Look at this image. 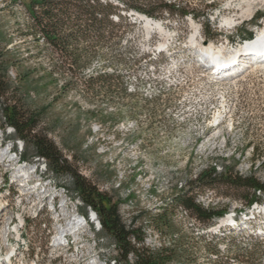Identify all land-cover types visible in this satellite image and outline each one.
Segmentation results:
<instances>
[{"label": "rangeland", "instance_id": "obj_1", "mask_svg": "<svg viewBox=\"0 0 264 264\" xmlns=\"http://www.w3.org/2000/svg\"><path fill=\"white\" fill-rule=\"evenodd\" d=\"M165 1L193 10L182 24L176 16L154 19L166 40L120 11L126 24L111 17L120 27L106 28L108 42L96 48L103 57L70 78L55 55L21 35L27 24L22 4L0 0V50L6 51L0 75L7 87L0 100V160L7 157L4 148L13 146L20 157L19 163L0 161V240L6 233L12 237L4 247L19 257L12 264L132 263V254L126 262L119 257L115 239L81 201L76 176L110 199L125 231L139 229L143 242L137 247L171 250L169 264H264V196L257 193L260 201L245 208L224 198L222 193H232L224 187L188 189L207 169L264 182V68L243 67L250 64L243 57L220 71L243 68L225 81L197 61L200 49L189 42L196 32L223 55L239 50L264 30V6H255L248 20L225 25L224 18L235 19L245 9L241 0ZM100 71L111 76L109 92L89 81ZM29 72L19 80L18 73L23 78ZM12 105L37 117L34 132L53 143L70 172L53 174L33 145L5 124V109ZM181 193L194 195L204 208H227L219 231L213 227L220 218L203 225L173 206ZM163 210L166 226L155 221ZM229 215L236 221L233 229L227 227ZM75 218L78 232L67 246L56 247L67 220Z\"/></svg>", "mask_w": 264, "mask_h": 264}, {"label": "trees", "instance_id": "obj_2", "mask_svg": "<svg viewBox=\"0 0 264 264\" xmlns=\"http://www.w3.org/2000/svg\"><path fill=\"white\" fill-rule=\"evenodd\" d=\"M110 0H10V3L22 4L27 15L25 33L21 35L28 37L37 47L46 48L55 55L54 61L61 62L62 68L71 73L73 78L83 74L91 61L102 58L96 51L97 47L104 46L108 41L104 36L106 28L120 27L114 25L111 20L116 16L123 24L124 17L120 11L134 12L150 19H161L164 16H176L184 23V17L193 10H189L186 3H171L165 0H113L118 2L122 8L112 5ZM215 6L214 5H209ZM198 19L196 15H191ZM204 28L208 29L204 24ZM4 53L0 50V70L6 64L3 62ZM17 66V65H13ZM17 70V67L15 68ZM17 73V72H16ZM30 72L24 74L19 80H25ZM50 77L55 73L51 72ZM91 84L98 83L99 89L109 92L111 76L105 72L96 73L95 77L89 78ZM90 84V85H91ZM7 93L5 80L0 75V100ZM5 124L10 126L16 136L23 142H30L38 157L43 159L53 174L65 175L69 171L65 165L67 162L62 158L53 143L44 137H39L34 132L36 120L32 113L21 112L15 105L6 107ZM224 187L232 193H222L224 198L238 200L245 208L260 201L257 193L264 196V182H259L254 177H243L238 174H217L213 169H207L198 173L193 180L188 182V189L194 192L195 188H219ZM75 188L81 201L90 207L98 216L101 228L110 234L117 243L119 257L128 261V255H133L131 264H169L173 262L174 253L168 248H162L156 253L148 249L137 247L143 242V235L138 230L125 231L118 220L116 206L112 205L105 194L97 191L84 179L75 177ZM187 211L191 217L203 225H209L213 219L221 218L226 214L227 208H204L195 202L194 195L181 193L176 195L171 203ZM156 224L167 225L165 210L155 216ZM157 226V225H156ZM136 242V243H135Z\"/></svg>", "mask_w": 264, "mask_h": 264}, {"label": "bare ground", "instance_id": "obj_3", "mask_svg": "<svg viewBox=\"0 0 264 264\" xmlns=\"http://www.w3.org/2000/svg\"><path fill=\"white\" fill-rule=\"evenodd\" d=\"M241 3L244 4L243 6H246L245 9L241 10L239 14L235 15L236 16L235 19L229 18V17L224 18L223 22L225 25H231V24L235 23L236 20H248L251 16L252 10L255 6H257V5L264 6V0H241ZM133 14H135L137 16V20L140 19V21L143 22L144 27L146 28L147 32L153 31V30L157 31L166 40L167 34L163 33V31L161 30L162 27L160 25V22L155 21L154 19L147 18L143 15L134 13V12H133ZM197 35L198 34H196V32L192 33L190 36L189 42H190L191 46H194V47H197L198 49H200L201 55H198V57L200 59L199 61L202 64H205V66L207 67L209 72H211L213 74L220 73L219 67L221 66V64H225L226 62H230L236 58H237L236 59L237 61H240L241 57H245L246 59H249V60L253 59V63L249 62L250 64H244L243 65V67H245V68H249L252 70H253V68H256V67L264 68V30L260 31L255 36V39L250 40L248 43L241 46L239 50L237 48V49H235L236 51H231L225 55H223L222 52L218 51L212 45H210V44L206 45V43L204 44L201 41H199V38ZM164 46H165V41L163 43H159V45H158L159 51H161ZM238 52H240V53H238ZM230 53H234V54H231L232 56H228ZM246 54H249L248 55L249 57L248 56L246 57ZM252 55H253V57H250ZM202 57H204V58H202ZM222 57H228L229 60H228V58H226V60L221 59ZM239 64H240V62H239ZM232 65H236V64H230L229 66L225 65L224 67H226V68H223V69H229L232 67ZM217 69H219V70H217ZM239 70L238 69L236 71L227 70L224 72V74H222L223 76H221V77L223 79H225V81L233 80L232 78L236 77L237 75L239 76V74H238ZM2 157L4 160L7 158L5 155H3ZM2 162H5V161H2ZM25 175L27 176L28 173H25ZM21 177H22V175H21ZM221 218H225V216L221 217ZM221 218L218 220V222L220 221L219 224L217 223L218 225H216L217 229L220 228V227H218L219 225L224 224V221ZM226 219H228L227 222H231L228 217ZM80 221H82L83 224H85V220L83 217H80ZM80 221H78L76 218L71 219V220L68 219L65 227L63 226L64 227V230L62 231L63 233L59 234V237L56 238L54 245L56 247L60 246V245L67 246L71 242V235L76 234V232H78V224H79L78 222H80ZM229 224H231V223H229ZM216 228L213 227V230L216 231L217 230ZM16 232L18 233L17 230H16ZM11 242H12V237L10 235H8V233H6L5 236H3L1 238V240H0V264H2V263L6 264V263H8V260H17L19 258L17 253L15 252V250H10L7 252H6V250H4L5 245H10ZM54 245H53V247H54ZM10 264H12V263L10 262Z\"/></svg>", "mask_w": 264, "mask_h": 264}]
</instances>
